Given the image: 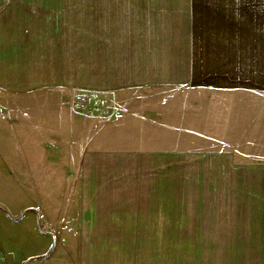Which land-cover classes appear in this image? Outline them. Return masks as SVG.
I'll use <instances>...</instances> for the list:
<instances>
[{
	"label": "crops",
	"instance_id": "0c3cea01",
	"mask_svg": "<svg viewBox=\"0 0 264 264\" xmlns=\"http://www.w3.org/2000/svg\"><path fill=\"white\" fill-rule=\"evenodd\" d=\"M69 87L172 90L77 153L74 264H264V0H0V90Z\"/></svg>",
	"mask_w": 264,
	"mask_h": 264
},
{
	"label": "rangeland",
	"instance_id": "374dc122",
	"mask_svg": "<svg viewBox=\"0 0 264 264\" xmlns=\"http://www.w3.org/2000/svg\"><path fill=\"white\" fill-rule=\"evenodd\" d=\"M158 95L172 90H0V264H36L44 251L52 253L48 264H74L75 240L59 245L52 236L73 214L77 153L102 127Z\"/></svg>",
	"mask_w": 264,
	"mask_h": 264
}]
</instances>
